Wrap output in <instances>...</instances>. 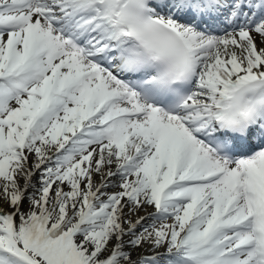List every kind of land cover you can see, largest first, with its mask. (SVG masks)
<instances>
[{"label": "snow or ice", "instance_id": "6c2138e0", "mask_svg": "<svg viewBox=\"0 0 264 264\" xmlns=\"http://www.w3.org/2000/svg\"><path fill=\"white\" fill-rule=\"evenodd\" d=\"M0 264H264V0H0Z\"/></svg>", "mask_w": 264, "mask_h": 264}]
</instances>
